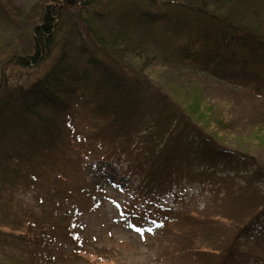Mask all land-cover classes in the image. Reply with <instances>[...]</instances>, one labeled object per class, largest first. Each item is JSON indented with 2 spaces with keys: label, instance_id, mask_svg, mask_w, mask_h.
<instances>
[{
  "label": "trees",
  "instance_id": "16d2710c",
  "mask_svg": "<svg viewBox=\"0 0 264 264\" xmlns=\"http://www.w3.org/2000/svg\"><path fill=\"white\" fill-rule=\"evenodd\" d=\"M52 1L57 5L46 6L42 23L32 29L31 52L16 54L11 62L28 74L56 47V26L63 20L64 8H69L61 0ZM101 1L78 0L79 12L73 15L79 23L73 36L89 38L97 50L86 51L79 42L34 83L9 86L5 81V89H0V126L4 128L0 135L12 133L0 139L4 164L0 189L8 181L14 183L11 190L34 187L43 176L41 168L43 173L47 170L74 182L78 195L93 204L95 192L81 189L79 181L87 177L81 174V163L123 155L135 163L130 168L138 170L136 176L145 183L149 180L143 197L153 194L159 207V199L174 193L180 180L196 167L214 172L224 166L230 170L233 165L254 167L250 174L220 178L227 193L220 210L207 206L179 216L174 252L183 264H264V0H214L207 5L220 11L218 16L203 10L206 0H195L199 7L167 0L166 6L176 13L174 29L184 25L188 33L189 41L177 42V46L169 43L177 36V28L174 32L166 27L167 33L158 37L150 24L137 23L138 16L136 24L124 21L130 18L96 19L95 8ZM92 10L87 13L90 19H81ZM188 20L194 26H185ZM160 70L183 78L184 85L192 88L190 96L174 91L175 81L161 82ZM215 94L214 99L220 97L231 105L228 117L226 110L219 112L212 99ZM232 94L242 98H232ZM81 109L87 110L85 124L91 116L99 121L96 138L82 141L76 137ZM140 124L149 132L140 135ZM133 144L138 151L131 148ZM73 154V164L77 159L79 169L71 163L60 164ZM236 178L243 179V184H236ZM5 204L0 205V230L11 229L21 244L17 253L8 249L6 261L0 264L103 261L78 245L79 233L62 202L56 204L61 217L55 208L44 222H38L32 211L22 216ZM67 235L70 244L62 243Z\"/></svg>",
  "mask_w": 264,
  "mask_h": 264
},
{
  "label": "rangeland",
  "instance_id": "374dc122",
  "mask_svg": "<svg viewBox=\"0 0 264 264\" xmlns=\"http://www.w3.org/2000/svg\"><path fill=\"white\" fill-rule=\"evenodd\" d=\"M61 1H63L64 6H69V8H64L66 17L64 15L63 20L57 23L59 37L57 38L56 47L49 57L44 61L42 60L39 66L28 74L29 71L17 68V65H13L11 62L14 55L24 56L23 53L31 52L32 29L35 28V25L42 23L44 8L49 5H57V3L52 0H0V89L2 87L5 89V81H8L9 86L21 82L22 84L34 83L36 79L42 77L54 67L66 50L71 54L73 48L75 49L79 42L84 43L86 51L97 50L95 44L89 38L85 39L83 35H80V38L73 36V31L79 28V23L73 16L75 12H79V9H76L75 6L78 0ZM166 1L102 0L95 8V18L109 21L113 19L121 21L130 18V20L124 21L134 24L137 20L138 24H141V22L146 25L150 24V30L160 34L158 37H162L167 33L165 31L166 27L174 30V32L178 29V34L169 42L170 45L177 46V42L186 44L189 41L188 33L183 30L184 25H178L177 29H174V23L177 20L175 18L176 13L169 9L170 6H166ZM213 1L206 0V5L203 4V10L218 16L220 11L215 12V10H212V6L207 5L213 3ZM182 3H184L182 5H191L192 3L199 7V3L195 0H182ZM88 12H93V10L85 11L81 19H90L91 17H87ZM142 14L145 15L143 19L140 17ZM135 16H138L136 20L134 19ZM165 23L167 24L164 26ZM184 24L188 28L194 26L191 20L185 21ZM159 41L162 42L161 39ZM69 58L71 59V56ZM160 72L161 82L169 84L175 81L173 82L175 83L174 91L190 96L189 92L192 91V88L184 85L186 82L183 78L175 75L176 73L161 70ZM220 93L224 95L223 91ZM192 94L194 93L192 92L191 96ZM215 96L216 94L212 96V99ZM236 97L242 98L240 95L232 94V98ZM213 101L220 107L219 112L226 110L227 117L233 111L230 104L221 102L220 97ZM86 111V109H81V119L77 124L79 130L75 133L76 137L82 141L96 138L100 132L97 125L99 121L94 122L92 116L90 123L85 124L86 120H83V118L88 115ZM255 112L257 111L254 108L253 113ZM214 122L215 120H213ZM3 129L0 126V132ZM138 129L141 130L140 135L149 132L145 124H140ZM11 135V132L0 135V139L3 140V138L11 137ZM24 139L25 137L22 142ZM240 145L245 146L243 143H240ZM131 148L134 149L135 144ZM135 151L138 150L135 148ZM144 156H147V154H144ZM74 158L73 154L71 159L60 162V164H73ZM75 162L76 164H73V166L79 169V161L76 159ZM81 164L83 167L81 174L87 176L86 178L82 177V180L79 181L83 185L81 189L95 192L93 204H88L84 197L78 195L79 191L74 182L72 183L68 179L64 180L58 174L50 173L47 170L43 173L41 170L45 169L40 168V173L42 172L43 176L36 181L35 186L29 191L21 188L11 190L10 185L14 186V183L8 181L6 188L0 189V205L7 202L10 206H13L10 208L12 211L18 210L22 216L27 215L26 212L32 211L38 222H44L47 216H52L55 208L57 210L56 214H60L61 217L62 210L56 204L62 202L63 208L66 211L70 210L74 231L79 233L77 234L78 245L82 247L84 252L96 254L97 259L103 260L101 264H183L179 255L174 252L175 233L180 230L179 216L190 211L201 212L207 206L218 209L227 196L221 179L233 176L234 173L243 174L244 172L250 174L254 170V167L240 168L233 165V170L229 169L230 166H222V170L214 172V169L205 171L204 167H196L193 171L187 172V175L190 176H185L180 180L174 188V193L166 198L159 199L157 204L159 207H156L153 194H148L147 198L143 197L147 193L146 184L149 180L145 183L142 177L136 176L138 170L130 168V164L135 163L128 162L123 155L120 157H109L108 155L107 158L88 160ZM3 167L4 164L1 163L0 171ZM204 171L210 174L209 177L203 174ZM37 177L40 176L37 175ZM236 179V184H243V179ZM85 180L89 182H83ZM12 195L13 198H10ZM8 204H5L4 207L9 206ZM215 212L219 213L218 210ZM58 223V226L62 225L61 218L58 219ZM64 227H66V221ZM40 229L38 227L37 231L40 232ZM42 230L47 231V229ZM10 231L12 230L10 229ZM10 231L7 229L0 230V261H6L8 249L13 253H17V246L21 244H19V239ZM49 231L51 234L55 233L54 228ZM4 241L10 242L5 243ZM62 243H71L68 235L62 240ZM185 263L187 262L185 261Z\"/></svg>",
  "mask_w": 264,
  "mask_h": 264
}]
</instances>
